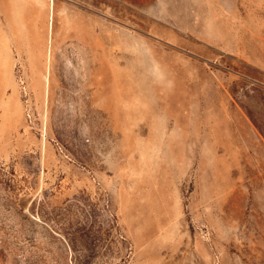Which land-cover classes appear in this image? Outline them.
Returning <instances> with one entry per match:
<instances>
[{
    "label": "rangeland",
    "instance_id": "374dc122",
    "mask_svg": "<svg viewBox=\"0 0 264 264\" xmlns=\"http://www.w3.org/2000/svg\"><path fill=\"white\" fill-rule=\"evenodd\" d=\"M0 264H264V0H0Z\"/></svg>",
    "mask_w": 264,
    "mask_h": 264
}]
</instances>
